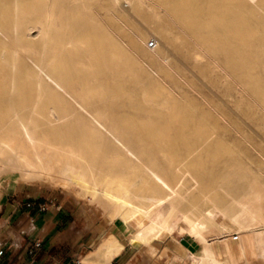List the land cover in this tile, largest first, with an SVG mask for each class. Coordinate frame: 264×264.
I'll return each instance as SVG.
<instances>
[{
    "label": "bare ground",
    "instance_id": "1",
    "mask_svg": "<svg viewBox=\"0 0 264 264\" xmlns=\"http://www.w3.org/2000/svg\"><path fill=\"white\" fill-rule=\"evenodd\" d=\"M74 5L85 8L80 11L82 15L70 9ZM196 5L189 0H0V176L9 173L49 178L63 187L85 191L90 203L105 211L106 203L111 205L112 218L106 221L119 219L121 227L108 232L98 247L82 258L83 263L106 264L129 243L141 245L149 256L170 247L175 258L188 264H241L238 259L246 253L248 230L256 237V253L264 257V227H252L255 214L251 206L233 200L231 206L214 212L221 214L216 221L212 214L203 212L196 200V186H192L191 198L184 195L187 174L196 185L203 178L199 173H205L201 170L206 167L203 156L217 160L227 150L207 138L219 134L217 121L210 120L212 112L188 106L164 82L165 77L175 78L167 56L163 57L164 63L158 61V41L153 48L148 45V50L142 49L140 44L145 43L146 34L127 24L133 14L150 7L162 26L182 24L183 29L195 28L193 15L201 11L215 16L212 7L220 5L234 14L233 37L245 40L254 36L246 15L260 11L248 8L258 7L257 0H218L217 4L212 0L202 8ZM160 12L165 18L160 17ZM65 18L71 19L74 29H88L90 38L97 34L109 38L108 47L75 40L74 30L68 33L59 27ZM33 29L35 35L31 34ZM67 37L70 39L65 42ZM6 39L14 40L28 52L20 55L17 46L5 45ZM247 45L242 41L219 47L222 53H258L244 49ZM192 51L199 53V49ZM153 69L164 78L154 77ZM75 85L116 87L121 94H127L120 103H129L146 116L143 122L134 118L124 124L122 132L130 135L132 144L122 145L121 139L106 138L97 142L94 136L100 132L94 134L87 118L64 105L75 98L65 94L66 88ZM136 87L142 89L141 96L133 91ZM191 137L205 141L187 142ZM173 140L183 142L187 154L197 155L198 159L183 158L179 153L181 144ZM130 145L137 153H161L165 170L147 175L133 164L127 171L117 170L128 165V155L133 152ZM115 150L121 162L118 166L113 160H103L106 152ZM214 184L204 183L198 200L209 201L216 196L218 188ZM184 234L197 239L199 249L188 250L179 239Z\"/></svg>",
    "mask_w": 264,
    "mask_h": 264
},
{
    "label": "rangeland",
    "instance_id": "2",
    "mask_svg": "<svg viewBox=\"0 0 264 264\" xmlns=\"http://www.w3.org/2000/svg\"><path fill=\"white\" fill-rule=\"evenodd\" d=\"M172 1L176 2L178 0ZM209 1L212 0H189V2L196 3L201 8ZM214 1L217 4L218 0ZM257 1L258 7L250 5L251 7L248 6V8L252 10L258 8L260 11L246 15L247 26L253 30L254 36L245 38V40L232 36L234 14L231 11L227 12L226 7L220 5L212 7L213 10L215 9L214 15L216 19H212L215 16L201 11L193 15L196 19L195 28L183 29L182 26L184 25L182 24L169 25V27L162 26V22L154 18L150 7H143L142 9L145 13L133 14V17L127 20L128 25L134 29L139 28L146 34V44H140L142 49L148 50L147 46L151 41L154 42V45L158 41L160 51L158 61L164 63L163 57L167 56L171 63L169 70L175 79L164 78L156 69L152 70V75L156 78H164V82L168 83L175 91L174 94L185 99L189 104L188 106L195 107L200 112L210 110L213 114L210 120L212 123L217 121L219 134L208 136L207 138H211L209 141L221 143L227 150L224 156L217 160L203 156L206 161V167L201 170L205 171V173L199 172L200 177L203 178L199 179L200 183L196 185L190 174H187L186 183L184 184L187 190L185 189L184 195L187 199L191 198L192 188L196 186L194 190L196 200L200 203L203 212L212 214L216 221L221 218V214L215 213L222 208L231 206L233 200L242 202L246 206H251L255 214L253 228L264 227V65H262L264 64V46H262L264 45V0ZM197 5L194 7L197 8ZM69 7L73 11H77L79 15H82L85 10L80 5ZM100 12L101 14L103 13V11ZM159 15L165 18L163 12H160ZM69 20L71 19L65 18L64 23L61 22L59 27L68 31V33L74 30L72 37L75 40L81 44L84 41H91L99 47H108L109 38L103 37L102 34H97L90 38L88 29H74ZM34 30H31L32 35L36 34V30ZM69 39L70 37L65 38V42ZM242 41H247L249 44L244 49L258 50V53L254 55L236 54L230 50L222 53V49L219 47L220 44H240ZM14 42L12 39H6L5 45L9 48L17 46L20 55L26 54L27 50L19 43ZM193 48L199 49V53L194 54ZM183 56H185V59ZM188 66L191 70L188 69ZM80 87L75 85L66 88L65 94L75 98L67 100L64 103L65 107L67 109H75L87 118L89 127L94 134L100 132L94 136L99 144L106 138L115 141L121 139L122 145H129L131 137L122 132L124 124L135 120L134 118H138L139 122H143L146 118L145 114L138 108L132 107L129 103L123 102L121 104L120 100L126 99L128 96L127 94H121L116 87L106 88L103 85H95L91 88ZM190 87L192 88L189 89ZM132 89H134L133 91L136 92L137 96H141V88ZM62 92L64 93V89H62ZM95 95L99 97L95 98ZM191 138L193 139H189L187 142L205 141L204 139H194L196 137ZM173 142L181 144L179 153L183 158L188 160L198 159L197 155L187 154L185 146L182 145L183 142L180 140H173ZM130 144L132 143L130 142ZM130 146H132L133 152L128 155V165L117 167V170L121 172L127 171L131 164L137 165L138 171L147 175L152 174L153 171L163 172L165 170L166 166L163 163L161 153H137L135 146ZM103 160H113L117 163V166L118 162L121 163L116 150L112 153L106 152ZM48 179H37L35 176L12 175L9 173L2 176L0 178V214L6 212L8 203L21 199L23 203L21 213L30 211L31 216L34 218V222L31 224L32 229H41L48 223L49 227H51L50 218L54 217V229L76 232L75 237L80 232L81 235L84 232L91 233L95 237L92 247H96L98 245L97 240L102 238L103 234L112 227L113 222L106 221L112 218L111 205L106 203L105 211L100 205H92L85 191L71 189L68 185L63 187L52 179ZM204 183L205 186H211L215 183L214 185L218 188L216 196H212L209 201L198 200L202 190L201 186ZM255 194L258 195V198L254 197ZM4 205L6 207H3ZM21 213L18 211L13 213L6 229L10 230L16 227V218ZM115 223L117 227H121V220L116 219ZM179 239L183 240L190 249L195 250L197 248L196 242L187 234H184ZM126 244L138 247L140 253L138 257L141 258L142 264H152L153 261H156L157 264H166L167 257L171 256L169 255L168 247H164L162 251L160 250L153 256H149L141 245ZM130 252L131 250L128 251L127 255ZM246 255L254 262L255 255L251 250H247ZM82 258L80 263H83ZM133 259H136V256H133ZM126 263L130 264L131 262L128 260Z\"/></svg>",
    "mask_w": 264,
    "mask_h": 264
},
{
    "label": "crops",
    "instance_id": "3",
    "mask_svg": "<svg viewBox=\"0 0 264 264\" xmlns=\"http://www.w3.org/2000/svg\"><path fill=\"white\" fill-rule=\"evenodd\" d=\"M7 206L6 212L0 214V264H94L91 261L80 263V259L96 248L108 232L113 228H118L114 221L112 227L103 234L102 238L97 240L98 245L92 247L95 237L91 233L84 232L81 235V232L77 231L80 234L75 237L76 232L54 229V217L50 218L51 227L48 223L41 229H32L31 224H33L34 218L31 216L30 211L21 213L23 207L21 199L14 200L12 203H8ZM3 207H6V205ZM17 211L21 214L16 218V227L10 230L6 229L13 213ZM189 237L197 244L195 250L199 249L198 240ZM181 242L188 250H192L183 240ZM244 246L246 251H252L255 260L252 262L246 253H242L238 259L241 264H264V257L256 253V237L252 230L245 232ZM168 249L171 256L167 257L166 264H188L186 261L181 262L180 259L175 258V252L170 247ZM129 250L131 252L127 255ZM139 254L137 246L126 244L122 251L106 264H127L128 260H130V264H142L141 258L138 257ZM133 256H136V259H133ZM152 264L157 263L153 261Z\"/></svg>",
    "mask_w": 264,
    "mask_h": 264
},
{
    "label": "built area",
    "instance_id": "4",
    "mask_svg": "<svg viewBox=\"0 0 264 264\" xmlns=\"http://www.w3.org/2000/svg\"><path fill=\"white\" fill-rule=\"evenodd\" d=\"M148 45H149L150 47H152V46H154V42L151 41ZM0 253H1V251H0Z\"/></svg>",
    "mask_w": 264,
    "mask_h": 264
}]
</instances>
